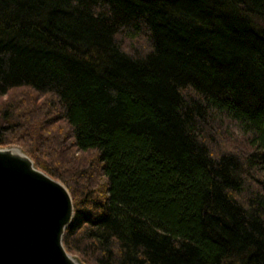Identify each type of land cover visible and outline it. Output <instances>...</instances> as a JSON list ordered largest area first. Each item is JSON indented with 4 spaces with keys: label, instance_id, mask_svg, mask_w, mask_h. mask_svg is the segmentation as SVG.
I'll list each match as a JSON object with an SVG mask.
<instances>
[{
    "label": "trees",
    "instance_id": "trees-1",
    "mask_svg": "<svg viewBox=\"0 0 264 264\" xmlns=\"http://www.w3.org/2000/svg\"><path fill=\"white\" fill-rule=\"evenodd\" d=\"M13 144L82 263L264 264V0H0Z\"/></svg>",
    "mask_w": 264,
    "mask_h": 264
},
{
    "label": "water",
    "instance_id": "water-1",
    "mask_svg": "<svg viewBox=\"0 0 264 264\" xmlns=\"http://www.w3.org/2000/svg\"><path fill=\"white\" fill-rule=\"evenodd\" d=\"M68 188L19 146L0 147V264H85L66 250Z\"/></svg>",
    "mask_w": 264,
    "mask_h": 264
},
{
    "label": "rangeland",
    "instance_id": "rangeland-1",
    "mask_svg": "<svg viewBox=\"0 0 264 264\" xmlns=\"http://www.w3.org/2000/svg\"><path fill=\"white\" fill-rule=\"evenodd\" d=\"M13 145H15V144H13ZM12 145V146H13ZM16 146H19V145H16ZM19 147H21V146H19ZM22 148V147H21ZM23 149V148H22ZM24 151V150H23ZM25 152V151H24ZM26 153V152H25ZM27 154V153H26ZM28 155V154H27ZM32 158V157H31ZM34 161V160H33ZM58 180V179H57ZM60 180V179H59ZM61 181V180H60ZM63 183V182H62ZM64 184V183H63Z\"/></svg>",
    "mask_w": 264,
    "mask_h": 264
}]
</instances>
